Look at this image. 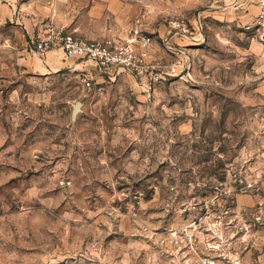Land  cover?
I'll return each instance as SVG.
<instances>
[{"label":"rangeland","instance_id":"1","mask_svg":"<svg viewBox=\"0 0 264 264\" xmlns=\"http://www.w3.org/2000/svg\"><path fill=\"white\" fill-rule=\"evenodd\" d=\"M97 2L151 35L189 20L187 70L42 67L39 25ZM211 3L0 0V264H264V26Z\"/></svg>","mask_w":264,"mask_h":264},{"label":"built area","instance_id":"2","mask_svg":"<svg viewBox=\"0 0 264 264\" xmlns=\"http://www.w3.org/2000/svg\"><path fill=\"white\" fill-rule=\"evenodd\" d=\"M259 7L256 24L264 26V0H255ZM251 24L247 28H251ZM173 34L192 35V23L186 19L173 21ZM165 45L173 49L170 39L164 40ZM153 44L152 35L140 31H132L123 41L96 40L81 36L77 28H67L45 21L34 32L31 45L34 51L41 55L52 49L63 51L66 57L79 62L88 63L109 81L117 79L118 75L127 71L152 87L167 74H182L187 70V64L177 61L167 66L150 60L149 52ZM182 65L183 69L177 71ZM169 67V70L167 68ZM94 75L88 69H82L81 83L88 88L93 85Z\"/></svg>","mask_w":264,"mask_h":264},{"label":"crops","instance_id":"3","mask_svg":"<svg viewBox=\"0 0 264 264\" xmlns=\"http://www.w3.org/2000/svg\"><path fill=\"white\" fill-rule=\"evenodd\" d=\"M117 2V1H116ZM101 2H97V5L90 6L86 10L87 12L82 14L73 24L71 28H77L78 33L81 36L96 39V40H115L123 41L132 31H140L142 33V27H139L137 24L128 23L126 19V8L127 5L121 3L120 5H115L110 11L105 12L104 6ZM126 6V7H125ZM208 9L211 12L218 16H228V14H233V16H240L242 19H246L245 24H251L259 13V7L256 4L255 0H213V3L208 6ZM111 12V13H109ZM109 13V14H108ZM115 19L116 21L109 22L105 25V19L107 18ZM252 20V21H251ZM251 21V22H249ZM118 22V23H117ZM171 27V26H170ZM172 29L159 28L158 31H155L153 34V44L149 52V58L152 61L163 63L167 66H170L172 63L177 61H182L186 63V56L190 55V52L198 44L199 35H177L173 34ZM148 34V33H146ZM151 35V34H149ZM169 38L170 42L173 45V49L168 48L165 45V39ZM31 49H33L31 45ZM44 63L42 67L45 69L56 70L61 68L64 65L69 63L76 62V66L81 69H88L94 75L102 77L99 71L92 65L88 63L77 62L76 59L68 58L65 56L63 51L58 49H52L47 51L43 55ZM172 59L171 61H169ZM40 63V62H38ZM41 66V64H39ZM188 66V65H187ZM183 69L182 65L177 68V71ZM169 70V67L167 68ZM166 76H174L173 74H167Z\"/></svg>","mask_w":264,"mask_h":264},{"label":"water","instance_id":"4","mask_svg":"<svg viewBox=\"0 0 264 264\" xmlns=\"http://www.w3.org/2000/svg\"><path fill=\"white\" fill-rule=\"evenodd\" d=\"M79 108H80V102H78V103L76 104L75 112H77V111L79 110Z\"/></svg>","mask_w":264,"mask_h":264}]
</instances>
